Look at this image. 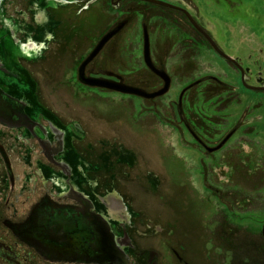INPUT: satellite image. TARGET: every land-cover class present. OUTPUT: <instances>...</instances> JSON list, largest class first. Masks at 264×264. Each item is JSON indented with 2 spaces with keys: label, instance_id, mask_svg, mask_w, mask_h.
<instances>
[{
  "label": "rangeland",
  "instance_id": "rangeland-1",
  "mask_svg": "<svg viewBox=\"0 0 264 264\" xmlns=\"http://www.w3.org/2000/svg\"><path fill=\"white\" fill-rule=\"evenodd\" d=\"M91 1H81L79 9ZM110 1H92L95 11L89 21L88 12L73 7L66 17L68 8H63V24L66 17L74 34L61 35L60 44L51 47L45 42L50 50L44 61V53L38 57L37 52L39 63H25L34 81L6 76L3 82L18 89L15 96L26 101L35 118L59 119L66 127L76 124L77 148L72 152L77 150L88 169H94L100 193L95 199L104 200L98 211L117 231L124 223L136 238L160 237L165 247L171 242L202 253L213 249L218 256L210 264H264V91L246 89L240 70L183 14L134 0L117 10ZM165 1L186 9L224 53L249 68L254 86L257 77L264 78V0ZM22 2L16 1L20 10ZM8 12L0 17V28L14 26V37L22 41L17 35L22 15L9 7ZM83 18L89 25L85 30L78 26ZM125 19L129 25L91 66L96 73L122 75L129 83L155 85L143 63L142 25L147 24L157 59L174 78L172 89L158 100L98 87L88 90L77 80L81 63ZM31 33L39 39L37 29ZM64 46L69 47L63 51ZM199 78L204 83L184 99L192 130L210 148L233 135L213 154L172 122L170 104L179 100L181 106L184 87ZM166 234L176 239L166 240Z\"/></svg>",
  "mask_w": 264,
  "mask_h": 264
},
{
  "label": "flooded vegetation",
  "instance_id": "flooded-vegetation-1",
  "mask_svg": "<svg viewBox=\"0 0 264 264\" xmlns=\"http://www.w3.org/2000/svg\"><path fill=\"white\" fill-rule=\"evenodd\" d=\"M16 1L0 0V17L9 13V7L13 8L15 14H21L24 21L21 24L23 28L17 27L19 30L17 35L22 36V41L14 37L13 31H17L14 26L8 27V29L0 28V264H102L94 261L93 253L95 251L93 247L95 226L90 222L94 223L96 215H100L104 224H110L114 234L115 250L122 255L124 261L121 264H210L216 261L218 253H212L213 249L210 248L202 253L200 249L183 247L178 243L169 242L168 246L165 247L160 237L136 238L135 234L128 230L127 224L124 223L120 225L121 231H117V226L115 227L112 220L98 211L104 200L102 197H99V201L95 199L96 194L100 193L96 188L98 187L95 182L96 179L93 178L94 169H88L91 166L85 162V158L77 150L76 153L72 152L73 149L77 148L74 147L77 135L76 124L66 127L59 119L44 118L45 121H43L35 118L26 101L15 96L14 92L17 93L18 89L12 84L8 85L3 82L6 76L16 81L20 79L32 81L33 78L28 68L25 67V63H39L37 61L40 59L36 60L34 57V54L37 56V52H41L38 57L44 53L41 56V61H44L46 53L50 50L45 48V42L49 41L47 44H50L49 47H51L52 44H60L61 35L63 38H69L75 32L67 25V21L66 25L63 24L62 9L68 8L66 17L72 15L73 7L74 10L78 8L77 11L80 13L88 12L90 17L86 18L89 21L93 17L89 13L95 11L93 10L94 7L92 8L93 11L90 9V4H93L92 1L99 0H92L90 4L83 5L80 9L81 1L86 0H72L77 2L76 5H74L75 2L64 3V0H21L24 6L21 10L18 5L16 6ZM124 1L126 0H111L110 6L119 10ZM134 1L163 7L147 1ZM173 5L177 6L176 4ZM167 9L177 11L186 17L183 12L177 9ZM86 18L81 19L78 23L79 29L85 30L89 27L85 23ZM187 20L192 25L188 18ZM128 25L129 20L124 28L106 43L96 58L86 66L85 76L121 82L148 94H154L164 89L165 80L150 70L145 62L144 30H146L150 40L151 60L158 71L165 72L170 78L169 90L164 94L166 95L172 89L174 78L165 62L157 59L156 46L150 37L147 24L142 25L143 63L151 73V79L155 85L145 86L129 83L122 75L102 73L105 71L96 73L93 70L91 65L95 59L114 39L121 36ZM192 27L205 41L207 40L193 25ZM31 28L37 29L39 39L33 37ZM116 28H112L111 31ZM27 32L30 35L28 37L26 35L28 39L24 43L23 37ZM18 41L21 42L18 43ZM68 47L64 46L63 51L67 50ZM83 63L78 67L77 80L84 88L95 89V87L88 86L79 80V70ZM244 71L246 83L254 86L250 69L247 68ZM212 80L218 81L214 78ZM262 80L264 78L257 77L255 81L258 84L256 86H260ZM202 83L204 81L200 78L188 83L181 92L183 96L181 106L178 107L179 100L177 104L173 103L170 106L172 108V122L187 131L198 145L208 151L213 148H210L206 141L192 130L190 124L194 121L191 118V113L187 110V106L184 105L186 95L193 93ZM164 95L155 98L135 97L146 101H155ZM49 112L56 117V114ZM232 137L233 135L228 137V140L218 151ZM216 151L208 152L213 154ZM38 218L40 222L43 219L48 220L46 222L47 225L49 223L50 230L52 225L54 226V234L57 239L55 251L35 246L36 243L33 239L39 238L37 228H40L41 225L38 226L36 222ZM102 229L104 230V226ZM166 235H168L166 240L176 239L173 234ZM90 250L93 253L92 257H89Z\"/></svg>",
  "mask_w": 264,
  "mask_h": 264
},
{
  "label": "water",
  "instance_id": "water-1",
  "mask_svg": "<svg viewBox=\"0 0 264 264\" xmlns=\"http://www.w3.org/2000/svg\"><path fill=\"white\" fill-rule=\"evenodd\" d=\"M141 1H147V2H151V3H155L158 5H161L163 7H167V8H171V9H177L181 12H183L186 17L190 20V22L192 23V25L200 32L202 33V35L208 40V42L210 43V45L213 47V49L224 59L230 61L231 63H233L242 73V84L246 89L249 90H256V91H264V80L261 81V85L260 86H252V85H248L245 81V77H244V69L243 67L239 64V62L235 59H233L231 56H229L228 54L224 53L215 43V41L210 37V35H208L206 33V31H204V29H202L194 20V18L192 17V15L184 8L181 7H177L171 3L165 2V1H161V0H141ZM127 21L122 22L118 25V27L109 32L97 45V47L93 50V52L89 55V57L86 59V61L82 64V66L80 67L79 70V80L88 85V86H92V87H98V88H103V89H109V90H113L122 94H127V95H132V96H141V97H146V98H155V97H159L164 95L170 87V78L166 75L165 72L161 71V70H157L151 60L150 57V40H149V35L147 33L146 30H144V56H145V62L146 65L149 67L150 70L154 71L155 73H157L159 76H161L166 84L164 89H162L161 91L154 93V94H148L138 88H134L131 86H127L121 82H114V81H110L104 78H87L84 74L85 72V68L86 66L94 59L96 58V56L101 52V50L104 48V46L106 45V43L112 38L114 37L117 33H119L124 26L126 25ZM121 79V78H120ZM228 139H226L222 145L227 141ZM222 145H220L219 147L213 148V149H209V152H214L216 150H218ZM47 218V217H46ZM48 220L43 219L40 222V219L38 218L36 220L38 226L40 225V228H37V231L39 232V238H34V242L36 243L35 246L37 247H42V248H48L51 251H55L56 248V243L55 241L57 240L55 238V234H54V226L52 225L51 230L49 229V223L47 225ZM94 227V235H95V239L93 241V247L95 249V251H93L94 253V261L96 262H100L102 264H121L122 262H124L122 260V255H120L119 253L116 252V245L114 242V234L113 231L111 229V226L109 223L104 224L102 218L100 217V215H96V218L94 220V223H92V221L90 222ZM102 226H104V230L102 229ZM263 234H264V228H263ZM81 241V239H80ZM92 251L90 250L89 252V257L93 256Z\"/></svg>",
  "mask_w": 264,
  "mask_h": 264
},
{
  "label": "crops",
  "instance_id": "crops-1",
  "mask_svg": "<svg viewBox=\"0 0 264 264\" xmlns=\"http://www.w3.org/2000/svg\"><path fill=\"white\" fill-rule=\"evenodd\" d=\"M64 22L66 23V17H64Z\"/></svg>",
  "mask_w": 264,
  "mask_h": 264
},
{
  "label": "bare ground",
  "instance_id": "bare-ground-1",
  "mask_svg": "<svg viewBox=\"0 0 264 264\" xmlns=\"http://www.w3.org/2000/svg\"><path fill=\"white\" fill-rule=\"evenodd\" d=\"M262 140V139H261Z\"/></svg>",
  "mask_w": 264,
  "mask_h": 264
}]
</instances>
